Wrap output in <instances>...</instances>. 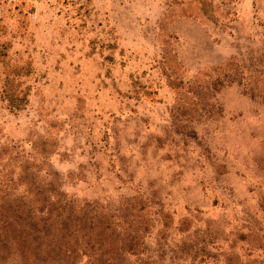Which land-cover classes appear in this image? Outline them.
Here are the masks:
<instances>
[{"label":"rangeland","instance_id":"obj_1","mask_svg":"<svg viewBox=\"0 0 264 264\" xmlns=\"http://www.w3.org/2000/svg\"><path fill=\"white\" fill-rule=\"evenodd\" d=\"M0 264H264V0H0Z\"/></svg>","mask_w":264,"mask_h":264}]
</instances>
